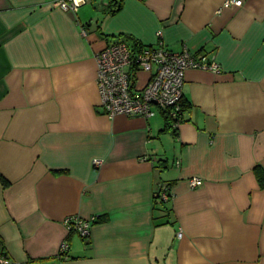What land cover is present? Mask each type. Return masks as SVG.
<instances>
[{"label":"crops","instance_id":"1","mask_svg":"<svg viewBox=\"0 0 264 264\" xmlns=\"http://www.w3.org/2000/svg\"><path fill=\"white\" fill-rule=\"evenodd\" d=\"M57 1L0 0V245L12 264H264V0H121L112 13L111 0L76 13ZM159 31L221 71H187L176 128L157 110L108 117L97 54ZM70 216L97 218L89 238L68 232Z\"/></svg>","mask_w":264,"mask_h":264},{"label":"built area","instance_id":"2","mask_svg":"<svg viewBox=\"0 0 264 264\" xmlns=\"http://www.w3.org/2000/svg\"><path fill=\"white\" fill-rule=\"evenodd\" d=\"M88 1L58 0L57 4L64 11L76 13ZM242 4L241 0H226L224 7H240ZM82 33L85 34V31ZM156 36L158 41L152 45L134 49L128 42L121 41L107 46L97 54L100 107L108 117L123 115L149 119L157 110L164 112L172 121L173 128H176L184 119V84L187 71L191 69L215 73L221 71L220 65L211 56L192 54L186 47L174 52L161 40V31L157 32ZM139 71L149 74L143 87L135 85ZM100 165L99 160L94 161V166ZM176 165L180 167V161H176ZM202 184L199 178L190 180L192 189ZM169 190L168 186H163L157 195V200L170 201ZM95 221L96 217L84 219L70 216L64 220V225L69 233L87 239ZM181 236L182 234L179 233L178 237ZM68 250L69 245L63 243L60 247V255H66ZM0 264H12L6 251H0Z\"/></svg>","mask_w":264,"mask_h":264},{"label":"trees","instance_id":"3","mask_svg":"<svg viewBox=\"0 0 264 264\" xmlns=\"http://www.w3.org/2000/svg\"><path fill=\"white\" fill-rule=\"evenodd\" d=\"M121 7V0H111V4H110V9H111V13L112 12H115V11H118ZM185 101H183V111L185 112ZM164 113V112H163ZM164 116H165V122H166V129L167 130H171L173 129V124H172V121L168 118V116H166V114L164 113ZM184 120V119H183ZM175 133V132H174ZM256 176L258 178V181L260 183V187H264V172L262 169H259L257 168L256 169ZM2 182L4 183V185H8L9 183L4 179L2 178ZM170 196H171V200H172V195L170 193ZM168 201V202H161V201H158V205L161 207L160 209H164L167 207V205L171 202ZM97 219V218H96ZM100 220V219H99ZM98 220V221H99ZM94 223V222H93ZM0 251L4 252L5 250L1 247L0 245ZM61 256H64V255H61Z\"/></svg>","mask_w":264,"mask_h":264}]
</instances>
